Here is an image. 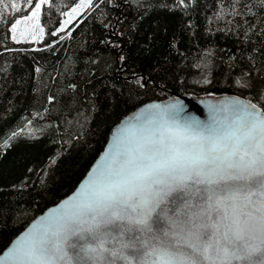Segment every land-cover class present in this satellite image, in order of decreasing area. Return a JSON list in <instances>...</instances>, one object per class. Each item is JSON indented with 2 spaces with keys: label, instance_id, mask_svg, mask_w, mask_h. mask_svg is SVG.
<instances>
[{
  "label": "trees",
  "instance_id": "1",
  "mask_svg": "<svg viewBox=\"0 0 264 264\" xmlns=\"http://www.w3.org/2000/svg\"><path fill=\"white\" fill-rule=\"evenodd\" d=\"M39 1L0 0V253L136 107L190 95L264 109V0H93L62 31L80 0H43L33 48L11 26Z\"/></svg>",
  "mask_w": 264,
  "mask_h": 264
},
{
  "label": "snow or ice",
  "instance_id": "2",
  "mask_svg": "<svg viewBox=\"0 0 264 264\" xmlns=\"http://www.w3.org/2000/svg\"><path fill=\"white\" fill-rule=\"evenodd\" d=\"M8 255L10 264H264V112L250 103L219 131H148Z\"/></svg>",
  "mask_w": 264,
  "mask_h": 264
},
{
  "label": "water",
  "instance_id": "3",
  "mask_svg": "<svg viewBox=\"0 0 264 264\" xmlns=\"http://www.w3.org/2000/svg\"><path fill=\"white\" fill-rule=\"evenodd\" d=\"M251 102L234 96L192 97L180 95L165 101L146 102L124 116L109 132L107 141L71 193L45 209L34 218L0 253V264H10L9 253L32 236L39 234L56 215L64 210L66 203L75 201L84 193L89 181L106 168L111 155L123 151L148 131L161 125H189L199 130H223L244 114ZM253 104V103H251ZM264 112V109L256 106Z\"/></svg>",
  "mask_w": 264,
  "mask_h": 264
},
{
  "label": "rangeland",
  "instance_id": "4",
  "mask_svg": "<svg viewBox=\"0 0 264 264\" xmlns=\"http://www.w3.org/2000/svg\"><path fill=\"white\" fill-rule=\"evenodd\" d=\"M92 1L93 0H80L75 6H73L72 8L76 7L78 4H83L82 7L78 8L77 14L72 13V8L69 9L64 14L61 25H64V22L69 20L70 17H71V20L69 23L64 25L63 30L65 28H67L70 24H72L74 22V20L78 16H80L87 8H89L91 6ZM39 3H41V2L39 1ZM31 12L27 16L17 19V20H20L21 23H19L16 26L15 32H12V31L11 32H12V36L15 35V39H14L15 41H17V42L33 41V48H36V46H37L36 42L38 39V14H39V12L37 13L36 17H32ZM61 25H60V27H61Z\"/></svg>",
  "mask_w": 264,
  "mask_h": 264
}]
</instances>
